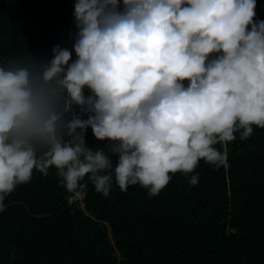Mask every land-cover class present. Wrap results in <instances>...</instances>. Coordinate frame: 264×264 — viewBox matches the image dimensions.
<instances>
[{
    "label": "clouds",
    "instance_id": "clouds-1",
    "mask_svg": "<svg viewBox=\"0 0 264 264\" xmlns=\"http://www.w3.org/2000/svg\"><path fill=\"white\" fill-rule=\"evenodd\" d=\"M255 9L256 0H123L122 11L120 0H77L74 62L57 46L50 63L0 66V211L34 170L56 169L71 208L89 183L106 198L113 182L152 198L178 173L196 185L201 161L226 167L216 145L264 129ZM89 128L115 165L87 146Z\"/></svg>",
    "mask_w": 264,
    "mask_h": 264
},
{
    "label": "trees",
    "instance_id": "trees-1",
    "mask_svg": "<svg viewBox=\"0 0 264 264\" xmlns=\"http://www.w3.org/2000/svg\"><path fill=\"white\" fill-rule=\"evenodd\" d=\"M76 3L0 0V66L50 63L57 46L74 62ZM255 11L264 21V0ZM236 136L216 145L227 153L226 167L201 161L196 185L178 173L152 198L139 185L124 192L115 182L106 198L89 183L70 208L56 169L47 176L34 170L0 211V264H264V129L254 126L247 140ZM86 143L117 163L91 128Z\"/></svg>",
    "mask_w": 264,
    "mask_h": 264
}]
</instances>
